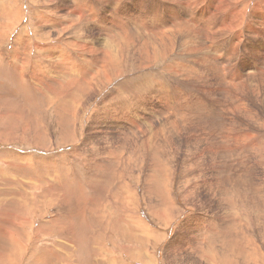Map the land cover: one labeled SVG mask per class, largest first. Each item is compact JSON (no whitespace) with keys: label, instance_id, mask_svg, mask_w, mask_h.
<instances>
[{"label":"rangeland","instance_id":"rangeland-1","mask_svg":"<svg viewBox=\"0 0 264 264\" xmlns=\"http://www.w3.org/2000/svg\"><path fill=\"white\" fill-rule=\"evenodd\" d=\"M55 3L57 2L50 3L48 0H0V9L7 6L5 12L9 11L10 17L8 19V16H6L7 18L0 16V36H2L0 39V73L3 75V77L0 75V79H2L0 80V111H2L0 112V173L3 177L5 176L3 178L0 174V178L5 183L6 180L7 183H10L6 175L11 176L12 187L15 189V193L19 198L18 202L23 203L18 205L17 209L14 210L16 207L11 202L14 201L11 195L13 191L12 193L7 191L9 184L6 186L4 182H0L3 185H0V193L3 192L5 187V191H7L6 194H0V203H2L0 204V264H8V262L9 264H66L62 260L63 258L59 257L55 252L61 254L64 252L69 253L67 264H144V262L145 264H197L192 261L183 262L180 256L182 250H179L183 248V251L186 252H183L185 254L184 259H186L185 256H191L195 259V254L203 257V255L197 252L194 243L196 239L199 240L201 237L203 241L207 242V245L202 244L203 249L206 246L211 252L216 249L214 255L221 259V263L219 264H246L248 262L249 264H264V89H261L258 94H254L251 91H247L246 88V91H244V88L241 86H239V89L235 87L234 99L230 102L231 104L229 103L227 105L224 114L219 110L220 101L217 104V99L206 96L207 102L205 105L209 113H211V115H208L209 117L204 115L203 108L197 103L198 114L195 117V119L197 118L196 120L192 116L182 118L177 115L178 118L183 119L185 122H190L188 123L190 125L189 128L183 126L181 119L180 123H178L170 117L169 120L158 118L156 124L151 126L148 120H144L141 117L139 119L136 118V121L147 122L146 125L149 131L145 137H140L141 140L138 138L136 144H134L133 136H131V132L129 134V130L121 122L122 117L117 111L116 106L119 104L127 105L126 107L130 109L128 101L141 100L146 103L148 98L155 96L156 91L160 94V89L155 87L150 72L153 71L155 73L154 77L158 76L157 79L162 81L163 84L165 83L163 86L166 87V83L171 80L167 79L165 82V68L171 64L169 61H175V59L172 56L168 57L165 55L160 58H164V61L158 62L164 65H161L159 68L152 66L150 67L152 70L145 74L144 68L139 69L135 66L134 63L138 61H136L138 58L134 54L129 55V52H124L123 55H118L117 53L114 55L113 51L115 48L112 47L111 68L104 67L100 61V57L98 59L100 63L92 59L90 62L84 61L81 64L77 63L80 66L71 67L70 69L73 68L72 70L75 72H70L66 78L60 77L61 72L57 76H54L53 74L57 66L53 67V65L58 59L39 60L40 64L38 63L37 65L38 55L36 53L38 52L35 45H37L38 39H40L39 43L40 41L47 40L59 44L67 36L66 33L62 32L60 37L56 35L57 33H52L49 37H44V30L39 29L36 17L37 13L42 8L43 11H46L49 6ZM8 6L10 10H7ZM17 8L19 11H23L25 16L20 15L21 11L17 12ZM2 10L4 11V8ZM4 17L6 20L8 19V23L4 20ZM1 24L6 25L3 27ZM23 27L25 28L24 31L21 30ZM17 36L18 38L21 36L19 38L20 40ZM99 37L103 36L97 35L95 37L96 39L94 38L95 40L91 39L92 42L96 45L104 47L106 45L108 48H111L107 45L105 39ZM15 39L17 40L14 41ZM25 39H27V42L24 44ZM13 45L17 47L19 45L18 49L14 48ZM21 49L25 50V52L23 51L24 54L21 53L22 51L19 52ZM27 49H31V52ZM16 52L19 55H15ZM3 56L6 60L3 59ZM9 57L10 59L13 57V61H10ZM28 57L31 58L30 61L27 60ZM2 59L3 61L5 60L4 63ZM20 59L25 61V63L21 64ZM19 61L20 64L18 65ZM13 62H16L17 65ZM12 63L13 65L11 66ZM34 63L39 67L42 66L41 68L43 69L45 68L50 73L48 74L50 78H47V76L44 78L46 71H44L45 73H41V76H39L38 72L33 71L32 67H34ZM206 63L204 65L202 63V65L205 67L209 65V69H215L214 64L216 63H212L211 61H207ZM117 64L119 65L120 72H123V75L115 78V74L118 71L116 69ZM8 67L12 69H8ZM15 67H17V70H15ZM104 68L107 69L105 70ZM179 68L180 72L178 74L173 77L169 76V78L177 79L178 91L171 89L167 91L166 95L171 98H176L177 104L175 105L187 107L191 102L196 101L192 96L188 97L187 91L182 92V90L187 88L185 86L186 84H194L193 80H195L196 74L192 75L190 80L186 69L183 67ZM223 68L227 74L226 65ZM8 70H12L13 73L11 71L9 73ZM23 71H25V74ZM105 71H107V74ZM99 73L101 76L98 75ZM184 73L190 81H184ZM23 75H26V77ZM37 76L43 77L44 81H41ZM27 77L28 79H26ZM72 79L75 80L73 81ZM28 80H31V82ZM196 80H202L203 82V78ZM57 81H62L63 84ZM140 81H142V84ZM95 82L97 84L93 86L92 84ZM31 83H33L32 86ZM41 83L45 84L41 85ZM123 84H125L124 87ZM138 84L141 85L137 86ZM117 85L120 87L118 88ZM125 87L127 89L130 88L131 92L127 91ZM17 88L19 89L15 90ZM78 89H83L84 91L75 98L79 91ZM116 90H118L117 93ZM244 92H250V94ZM57 93L61 95L57 96ZM113 97L115 98L114 100ZM53 98L55 102L49 104L48 101L54 100ZM219 98L223 100L222 96ZM250 98H253V101ZM33 99L40 100H38L39 108L38 106L32 107L30 101ZM69 99H79L78 102H76L77 100L75 101V108H73V110L75 109V113L78 112L75 115V121L71 117L70 122L67 125H63L62 119L59 115H56L58 113L55 109L60 101ZM3 100L5 101L2 102ZM91 100L94 101L92 102ZM23 104L26 106L24 109L25 117L20 116V105ZM102 104L103 106L101 107ZM37 117L45 120L46 124L48 123V134L51 136V143L41 142L38 148L33 142H28L27 140L22 141V137H20V129L22 127H25L27 134L32 135L35 132V124L32 122V119ZM43 120L40 121L41 124H44ZM94 121L97 123L94 124ZM98 122L101 123L99 124ZM241 126L247 131L245 135L239 137L237 143L228 140V145L231 144L229 146L225 145L227 144L225 142L218 144L219 142L215 138V131L219 133L224 127H227L235 132L234 134H238ZM252 126L254 127L252 128ZM2 131L4 133H1ZM94 133L95 136L93 135ZM209 136L211 137L210 140L214 139L215 145L207 142ZM148 137L149 139L143 142ZM203 137H206V139H203ZM91 139L95 142L90 143ZM240 149L241 151H239ZM203 151H206V153ZM259 152H262V154ZM15 154H28L35 158L47 156L57 164L45 166L42 162L39 165L37 163H29L32 167L28 168L26 173H24V169L18 170L16 167L10 171L9 158H12ZM71 156L76 158L73 160ZM13 159L16 163L17 159ZM42 173L50 174L47 178ZM26 174H30L31 180L35 178L34 181H31L34 187L32 186L28 190V193L22 197L19 187L23 181H28V178H25L27 176ZM42 177L45 178L42 179ZM82 179L85 181L81 182ZM41 181L43 184L40 183ZM48 191H53L55 197L51 198L50 195L52 194L47 193ZM81 192L84 194H81ZM90 196L92 199H90ZM7 197L11 198L7 199ZM34 197H36L35 201H40L37 203L38 205H31L30 201ZM42 199L45 200V203L41 202ZM87 200L91 206L87 204ZM96 201L97 203L99 202L98 205ZM112 204L115 205L112 206ZM169 205L170 207H168ZM99 206L101 209L98 208ZM119 207L123 214L126 213V216L130 214L129 217H132L128 221V223H133L132 229L128 224H124L123 219L119 215L115 218V215L119 213ZM79 209L83 212L77 216ZM99 209H103L104 211L102 210L100 212ZM110 211L111 213L114 211L112 213L113 217L109 213ZM103 212L105 213L102 214ZM95 213L98 214L95 215ZM12 215H14L13 218L19 217L15 218L17 222L12 219ZM200 217L204 218L203 225L200 224V222L203 223ZM53 218L57 220L47 223L48 226L42 225ZM205 218L209 220L207 219V221ZM21 219H23V224H20L18 229L13 223L16 225L19 224ZM77 219H83L78 226L75 225V222L78 221ZM144 220L148 224V227L147 225H143ZM196 225L199 228H195ZM200 225L203 226V229ZM40 226H43L42 230ZM77 229L80 231V235L77 234ZM14 230L18 231L21 235V237L18 236L19 239H22L19 240V243L13 240L14 237H9L12 232L14 233ZM38 232H41L40 234L43 235L42 238L39 237ZM193 237H196V239L194 240ZM149 241L150 243H148ZM141 242H143L142 245ZM142 246V251H139ZM178 252L179 259L174 256ZM251 257H255V261H251ZM197 259L198 264H206V261L203 262L199 257Z\"/></svg>","mask_w":264,"mask_h":264},{"label":"bare ground","instance_id":"bare-ground-1","mask_svg":"<svg viewBox=\"0 0 264 264\" xmlns=\"http://www.w3.org/2000/svg\"><path fill=\"white\" fill-rule=\"evenodd\" d=\"M16 1V0H15ZM19 1V0H18ZM21 1V0H20ZM57 3L53 4L52 6H49L46 11L40 10L36 17L38 20V26L39 29L44 30V37H49L52 33H57L58 37L63 33H66L67 36L63 39V41H60L61 43H55L50 41H40L38 39V43L36 46V50L38 53H36L38 63L40 64L39 60L44 59H53L57 58L58 60L55 62L53 67L57 66L54 71V76H57L60 72V77L66 78L70 72H75L74 70L70 69L71 67L75 66L78 67L77 63L82 62H90V60H95L99 62V58L101 57V63L104 67L111 68L112 67V57L111 52L112 49L115 48L116 52L113 51L114 55L117 53L118 55H123L124 52H129L130 54H134L138 59H136L135 66L139 69L144 68L145 74H147L150 70H152V66L159 68L161 65L158 62L164 61L162 58L163 56L167 55L168 57H173L175 61H169L171 64L167 65L165 68V82L167 79L171 80L166 83V87H164L162 81H160L158 76H155V73L153 71L150 72V75L153 78V82L155 84L156 88L160 89V94L158 91L154 94L155 96H152L147 99V102L145 101H133L129 102L130 109L124 105H118L116 106L117 111L120 113L122 119L121 122L125 124L126 128L129 130V134L131 132V136H133L134 144H136L138 138L141 140L140 137H145L146 134H148L149 128L146 125L145 122H139L136 121V118H142L148 120L151 126L155 125L157 122V119H167L173 118V121H176L180 123L182 120L183 126L185 128H189L190 125H188V122H185L183 119L178 118L179 117H190L192 116L194 119L198 114V110L196 105L198 104L203 108L204 115L209 117L208 115L209 110L207 106L205 105L206 96H209L210 98L217 99L220 101L219 110L222 114L226 112L227 105L234 99V88H238L239 86L244 88V91H251L252 93H259L261 89H264V0H48V2H54ZM38 2V1H37ZM5 6V4H3ZM43 5V2H42ZM46 6V7H47ZM7 6L3 7L4 11L0 9V16H8L9 17V11L5 12ZM9 9V6L7 10ZM18 9V8H17ZM10 10V9H9ZM21 11V10H20ZM19 9L17 12H20ZM20 15L25 16V13L21 11ZM4 17V18H5ZM17 17V16H16ZM7 18V17H6ZM6 18L4 20H6ZM21 18V17H20ZM7 19V20H8ZM22 19V18H21ZM6 20V21H7ZM15 20H17L15 18ZM17 22V21H16ZM2 23V22H1ZM5 23V22H4ZM8 23V21H7ZM20 23V22H19ZM10 24V23H9ZM16 24V23H15ZM23 24V23H22ZM3 25V24H1ZM6 25V24H5ZM3 25V27L5 26ZM13 26V25H12ZM22 26V25H21ZM2 27V26H1ZM7 27V26H6ZM24 28V27H23ZM21 30H25L24 29ZM4 29V28H3ZM2 29V31H3ZM7 30V29H6ZM10 30V29H9ZM33 30V29H32ZM20 32V31H19ZM26 32V31H25ZM39 32V31H38ZM5 33V32H4ZM28 33V32H27ZM34 33V32H33ZM40 33V32H39ZM38 33V35H40ZM21 34V33H20ZM8 35V34H7ZM22 35V34H21ZM27 35V34H26ZM25 35V36H26ZM80 35V36H77ZM103 36L99 38H103L107 41V45L111 48H108L106 45H96L92 42L91 39H94L96 36ZM65 36V35H64ZM2 36H0L1 39ZM4 37V36H3ZM21 37V36H20ZM19 37V38H20ZM43 37V38H44ZM18 38V36H17ZM18 38V39H19ZM27 38V37H26ZM30 39V38H29ZM96 39V38H95ZM94 39V40H95ZM98 39V38H97ZM15 39L14 41H16ZM20 40V39H19ZM49 40V39H48ZM32 41V40H31ZM98 42V40H96ZM20 42V41H19ZM23 42V41H22ZM27 42V39L24 40V44ZM34 42V41H33ZM102 42V40H101ZM100 42V43H101ZM105 42V41H104ZM18 43V42H17ZM22 44V43H21ZM14 46V45H13ZM16 46V45H15ZM14 48L18 49L16 46ZM23 46V44H22ZM113 47V48H112ZM13 48V50H14ZM26 48V47H25ZM33 48V47H32ZM15 49V51H16ZM4 50V49H3ZM29 50V49H27ZM26 50V51H27ZM31 50V49H30ZM29 50V51H30ZM33 50V49H32ZM22 51V52H21ZM25 50H19V52L23 53ZM28 51V52H29ZM11 52H13L11 50ZM31 52V51H30ZM29 52V53H30ZM47 54H46V53ZM17 53V52H16ZM15 55H19L17 53ZM46 55H44V54ZM112 53V55H113ZM9 55V53H7ZM12 54V53H11ZM116 54V55H117ZM1 55V53H0ZM3 55V54H2ZM14 55V54H13ZM27 55V54H26ZM25 55V56H26ZM30 55V54H29ZM113 55V56H114ZM11 56V55H10ZM22 56V55H21ZM1 57V56H0ZM27 57V56H26ZM87 57V58H85ZM127 57V55H126ZM131 57V56H129ZM8 58V57H7ZM13 58V57H12ZM11 58V59H12ZM17 58V57H14ZM20 58V56H19ZM18 58V60H19ZM23 59V57H21ZM120 58V57H119ZM132 58V57H131ZM3 59L5 57L3 56ZM2 59V61H3ZM9 57L10 61L11 60ZM115 59V57H114ZM6 60V59H5ZM3 61V63L5 62ZM17 61L16 59H14ZM28 61L31 60L30 57L27 58ZM54 60V59H53ZM52 60V61H53ZM135 60V59H134ZM169 60V59H168ZM8 61V62H10ZM21 64H24L25 61L21 60ZM20 61L18 65L20 64ZM37 61V60H36ZM132 61V60H131ZM211 61L214 64L215 69H209V65L203 66L206 62ZM18 62V61H17ZM48 62V61H47ZM111 62V63H110ZM123 62V61H122ZM218 62V63H217ZM16 63V62H13ZM11 64V66L13 65ZM27 63V62H26ZM100 63V62H99ZM197 63V64H196ZM203 63V65H202ZM46 64V63H45ZM89 64V63H87ZM99 64V65H102ZM196 64V65H194ZM207 64V63H206ZM209 64V63H208ZM5 65V64H4ZM17 65V63L15 64ZM34 67L33 71L38 72L39 76H41V73H45V68H41L37 66L35 63L33 64ZM93 65V64H90ZM133 65V64H132ZM211 65V64H210ZM226 65L227 74L224 70V66ZM259 65V66H258ZM10 66V67H11ZM83 66V64H82ZM94 66V65H93ZM102 66V67H103ZM131 66V65H130ZM46 67V66H45ZM99 67V66H98ZM126 67V66H125ZM179 67H183L186 69V73L188 74L189 78L196 74L195 80H193V83L186 84L183 91L188 92V97H191L196 102H191L190 105L187 107H182L180 105H175L176 98L174 97H168L166 95L168 90L173 89L174 91H178L179 86H177V79L169 78L173 77L174 75L178 74ZM16 68V69H15ZM14 69L17 70V67ZM20 68V66H19ZM101 68V67H99ZM106 68V69H107ZM6 69V68H5ZM8 69H12L9 68ZM76 69V68H75ZM91 69V68H90ZM105 69V68H104ZM105 69V70H106ZM118 71L115 74V78L120 77L123 75V72H120L119 65L117 64ZM126 69V68H125ZM131 69V68H130ZM3 70V69H1ZM14 70V71H15ZM21 70V69H20ZM50 70V69H49ZM82 70V69H81ZM92 70V69H91ZM101 70V69H100ZM199 70V71H198ZM4 71V70H3ZM2 71V72H3ZM9 73H13L12 70H8ZM7 71V72H8ZM79 71V70H78ZM96 71V70H95ZM115 71V70H114ZM183 72V70H181ZM19 72V69H18ZM21 72V71H20ZM25 74V71H23ZM77 72V71H76ZM80 72V71H79ZM85 72V71H84ZM87 72V70H86ZM91 72V71H90ZM92 75V73H90ZM93 72V71H92ZM107 74V71H105ZM127 72V71H125ZM129 72V71H128ZM30 73V72H29ZM163 73V72H160ZM19 74V73H18ZM23 74V73H22ZM33 74V73H32ZM49 72L46 71L45 76L48 77ZM125 74V73H124ZM0 75L3 77L2 73ZM10 75V74H9ZM15 75V74H14ZM21 75V73H20ZM28 75V72H27ZM73 75V74H72ZM88 75V74H87ZM100 75V73L98 74ZM109 75V74H108ZM138 75V74H137ZM13 76V75H12ZM24 76V75H23ZM41 81H44L43 77H39ZM96 76V75H95ZM101 76V75H100ZM107 76V75H106ZM110 76V75H109ZM127 76V75H126ZM181 76V75H180ZM1 77V78H2ZM5 77V75H4ZM21 77V76H20ZM26 77V75L24 76ZM34 77V76H33ZM74 77V76H72ZM91 77V76H90ZM97 77V76H96ZM133 77V76H132ZM56 78V77H55ZM78 78V77H77ZM75 78V79H77ZM82 78V77H80ZM93 78V77H91ZM109 78V77H108ZM124 78V77H123ZM128 78V76H127ZM200 78H203L202 80H199ZM18 79V78H17ZM28 79V77L26 78ZM33 79V78H32ZM54 79V78H53ZM57 79V78H56ZM62 79V78H61ZM70 79V78H69ZM68 79V80H69ZM75 79H72L73 81ZM97 79V78H96ZM102 79V78H101ZM104 79V78H103ZM198 79L199 81H197ZM2 80V79H0ZM5 80V79H4ZM16 80V79H15ZM35 80V79H34ZM60 80V79H59ZM63 80V79H62ZM78 80V79H77ZM86 80V79H85ZM88 80V78H87ZM105 80V79H104ZM113 80H115L113 78ZM122 80V79H121ZM128 80V79H127ZM191 80V78H190ZM187 77V75L184 73V81L188 82L190 81ZM9 81V80H8ZM17 81V80H16ZM31 82V80H28ZM27 81V82H28ZM49 81V80H48ZM53 81V80H50ZM66 81V80H65ZM137 81V80H136ZM135 81V82H136ZM147 81V79H146ZM5 82V81H4ZM10 82V81H9ZM25 82V81H24ZM34 82V81H33ZM62 82V81H57ZM79 82V81H78ZM107 82V81H106ZM118 82V81H117ZM128 82V81H127ZM142 81H140L141 83ZM1 83V82H0ZM39 83V82H38ZM67 83V82H66ZM71 83V81H70ZM100 83V82H99ZM109 83V82H108ZM124 83V82H123ZM146 83V82H145ZM20 84L23 86V84L20 82ZM30 84V83H29ZM37 84V83H36ZM45 84V83H41ZM49 84V83H47ZM63 84V82H62ZM78 84V83H77ZM97 82L93 83V86H96ZM115 84V83H114ZM118 84V83H116ZM122 84V82H121ZM134 84V83H133ZM142 84V83H141ZM138 84L137 86L141 85ZM19 85V84H18ZM33 83H31V86ZM83 85V84H82ZM125 84H123L124 87ZM128 85V84H127ZM25 86V85H24ZM28 86V84H27ZM25 86V87H27ZM37 86V85H36ZM40 87V85L38 84ZM37 86V87H38ZM49 86V85H48ZM52 86V85H51ZM63 86V85H62ZM79 86H81L79 84ZM113 86V85H112ZM111 86V89H112ZM192 86V87H191ZM24 87V88H25ZM36 87V88H37ZM82 87V86H81ZM80 87V88H81ZM119 88L120 86L117 85ZM136 88V86H134ZM133 87V88H134ZM240 87V88H241ZM15 88V87H14ZM21 88V87H20ZM52 88V87H51ZM70 88V87H69ZM79 88V89H80ZM126 88V87H125ZM134 88V89H135ZM246 88V90H245ZM2 89V88H1ZM19 88L15 89L18 90ZM22 89V88H21ZM78 89V90H79ZM116 89V88H115ZM127 89V88H126ZM138 89V88H137ZM113 90V89H112ZM123 90V88H122ZM155 90V89H154ZM181 90V87H180ZM242 90V89H241ZM3 91V90H2ZM13 91V90H12ZM43 91V90H42ZM76 91V90H75ZM83 89L79 90L75 96L77 98ZM118 90H116L117 93ZM127 91H130V88L127 89ZM230 91V93H228ZM5 92V91H4ZM10 92V91H9ZM14 92V91H13ZM36 92V91H35ZM122 92V91H121ZM15 93V92H14ZM26 93V92H25ZM124 93V92H123ZM249 93L250 92H244ZM3 94V93H2ZM22 94V92H21ZM52 94V93H51ZM50 94V96H51ZM108 94V92H107ZM9 95V94H8ZM20 95V94H19ZM25 95V94H24ZM33 95V94H32ZM44 95V94H43ZM61 95L60 93H57V96ZM99 95V94H98ZM109 95V94H108ZM126 95V94H125ZM1 96V95H0ZM35 96V95H34ZM42 96V95H41ZM56 96V94H55ZM114 96V95H112ZM129 96V95H128ZM133 96V95H131ZM222 96L223 100H221L219 97ZM242 96V95H241ZM247 96V95H245ZM249 96V95H248ZM10 97V96H9ZM48 97V96H47ZM63 97V96H62ZM74 97V96H73ZM119 97V96H118ZM4 98V97H3ZM91 98V97H90ZM145 98V97H144ZM262 98V97H261ZM2 99V98H1ZM28 99V97H27ZM44 99V98H43ZM54 99V98H53ZM106 99V98H105ZM115 98L113 97V100ZM251 99V98H250ZM253 99V98H252ZM251 99V100H252ZM39 100V99H38ZM38 100H31L30 103L32 104V107L39 108ZM46 100V99H45ZM77 100V99H76ZM75 99H69V100H63L60 101L58 106L56 107L55 111L58 113L62 119L63 125H67L68 122H70V118L72 117L73 121H75V109L73 110L75 105ZM79 100V99H78ZM78 100L76 102H78ZM108 100V99H107ZM105 100V101H107ZM112 100V99H111ZM123 100V99H122ZM143 100V99H142ZM255 100V99H254ZM3 100L2 102H4ZM40 101V100H39ZM92 101V100H91ZM90 101V102H91ZM94 101V100H93ZM92 101V102H93ZM104 101V102H105ZM110 101V100H108ZM107 101V102H108ZM116 101V100H115ZM126 101V100H125ZM184 101V100H183ZM213 101V100H212ZM253 101V100H252ZM16 102V101H15ZM13 102V103H15ZM43 102V101H42ZM45 102V101H44ZM49 104L55 102L54 100H49ZM58 102V100H57ZM121 102V101H120ZM127 102V103H128ZM216 102V101H215ZM7 103V102H5ZM12 103V104H13ZM113 103V101H112ZM126 103V102H125ZM124 103V104H125ZM195 103V104H194ZM197 103V104H196ZM257 103V102H256ZM16 104V103H15ZM21 104V103H20ZM43 104V103H42ZM47 104V103H46ZM55 104V103H54ZM105 105V103H103ZM101 105V107L103 106ZM108 104V103H107ZM189 104V103H188ZM231 104V103H230ZM45 105V104H44ZM116 105V104H115ZM242 105V104H241ZM244 105V104H243ZM41 106V105H40ZM48 106V105H47ZM111 106V105H110ZM1 107V106H0ZM3 107V106H2ZM21 107V117H25L24 109L26 108L25 104L20 105ZM49 107V106H48ZM53 107V106H52ZM87 107V106H86ZM100 107V108H101ZM115 107V106H114ZM99 108V109H100ZM107 108V107H106ZM110 108V107H108ZM4 109V108H1ZM77 109V108H76ZM84 109V108H83ZM104 109V108H102ZM232 109V107H230ZM236 109V108H235ZM243 110V109H242ZM42 111V110H41ZM47 111V109H46ZM101 111V110H100ZM110 111V110H108ZM2 112V111H0ZM39 112V111H38ZM49 112V111H48ZM52 112V111H51ZM50 112V113H51ZM103 112V110H102ZM111 112V111H110ZM254 112V111H253ZM18 113V112H17ZM37 113V112H36ZM44 113V112H43ZM229 113V112H228ZM236 113V112H235ZM112 114V113H111ZM241 114V113H240ZM263 114V113H262ZM38 115V113H37ZM44 115V114H43ZM114 115V114H113ZM119 115V117H120ZM213 115V114H212ZM243 115V114H241ZM246 115V114H245ZM253 115V114H252ZM251 115V116H252ZM82 116V115H81ZM91 116V115H90ZM104 116V115H102ZM135 116V117H133ZM244 116V115H243ZM242 116V117H243ZM255 116V115H254ZM31 117V116H30ZM80 117V116H79ZM92 117V116H91ZM11 118V117H10ZM93 118V117H92ZM95 118V116H94ZM104 118V117H103ZM176 118V119H175ZM226 118V117H225ZM241 118V117H240ZM244 118V117H243ZM259 118V116H258ZM175 119V120H174ZM181 119V120H180ZM197 119V118H196ZM195 119V120H196ZM16 120V119H15ZM40 117L33 118L32 122L35 124V132L31 134H27V131L25 127H22L20 129V137H22V141L27 140L28 142H33V144L38 148L39 143L41 142H50L51 136L48 134V128L46 121L43 120V123L41 124L40 121H42ZM80 120V119H79ZM96 120V119H94ZM225 120V119H224ZM254 120V119H253ZM19 121V120H18ZM49 121V120H48ZM58 122V120H56ZM55 121V122H56ZM60 121V120H59ZM81 121V120H80ZM97 121V120H96ZM141 121V120H140ZM226 121V120H225ZM258 121V120H257ZM264 121V120H263ZM92 122V121H90ZM95 122V121H94ZM105 122V121H103ZM102 122V123H103ZM247 122V121H246ZM51 123V121H50ZM49 123V124H50ZM81 123V122H80ZM79 123V125H80ZM95 122L94 124H96ZM99 123V122H98ZM101 123V122H100ZM99 123V124H100ZM171 123V121H170ZM195 123V122H194ZM229 123V122H228ZM235 123V122H233ZM240 123V122H239ZM254 123V122H253ZM256 123V122H255ZM61 124V123H60ZM59 124V125H60ZM93 124V125H94ZM110 124V123H109ZM236 124V123H235ZM247 124V123H245ZM62 125V124H61ZM78 125V127H79ZM106 125V124H105ZM224 125V124H223ZM228 125V124H227ZM243 125V124H242ZM253 125V124H252ZM100 126V125H98ZM124 126V125H123ZM213 126V125H212ZM260 126V125H258ZM62 127V126H60ZM59 127V128H60ZM65 127V126H64ZM77 127V128H78ZM89 127V126H88ZM108 127V126H107ZM111 128V126H109ZM214 127V126H213ZM244 127V126H243ZM254 126H252L253 128ZM221 128V127H220ZM65 129V128H64ZM91 129V127H90ZM96 129V128H95ZM109 129V128H108ZM119 129V128H118ZM123 129V128H121ZM248 129V128H247ZM255 129V128H254ZM94 131V130H93ZM102 131V129H101ZM114 131V130H113ZM116 131V130H115ZM127 131V130H126ZM166 131V130H165ZM164 131V132H165ZM246 129L240 128L238 134H234L235 132L231 131L229 128L224 127V129L218 133V131H215L216 133V141H218V144H222V142H225L223 144L228 145V140H232V142L238 141L239 137L246 134ZM90 132V131H89ZM118 132V131H117ZM139 132V133H138ZM167 132V131H166ZM1 133H4L2 131ZM93 133V132H92ZM103 133V132H102ZM121 133V131H119ZM201 133V132H200ZM85 134V133H84ZM88 134V133H87ZM107 134V133H105ZM175 134V133H174ZM249 134V133H248ZM95 136V133L93 134ZM98 135V134H97ZM210 135V134H209ZM219 135V136H218ZM252 135V134H251ZM111 136V135H110ZM192 136V135H191ZM198 136V135H197ZM208 136V135H207ZM250 136V135H249ZM85 137V136H84ZM87 138V137H86ZM93 138V137H92ZM210 136L207 142H211L214 145L216 144L214 142V139L210 140ZM221 138V139H220ZM249 138V137H248ZM148 138H145L143 142H145ZM203 139H206V137H203ZM202 140V139H201ZM227 140V141H226ZM241 140V139H240ZM245 140V139H243ZM90 141V140H89ZM102 141V140H101ZM100 141V142H101ZM206 141V140H205ZM204 141V142H205ZM255 141V140H254ZM95 141L91 139L90 143H94ZM139 142V141H138ZM152 142V141H151ZM51 143V142H50ZM65 143V142H64ZM82 143V142H81ZM104 143V142H103ZM242 143V142H241ZM67 144V143H66ZM98 144V143H97ZM149 144V143H147ZM234 145V143H232ZM96 145V144H95ZM152 145V144H151ZM155 145V144H154ZM224 145V146H225ZM101 146V145H100ZM150 146V145H149ZM104 147V146H103ZM218 147V146H217ZM216 147V148H217ZM258 147V146H257ZM263 147V146H262ZM101 148V147H100ZM235 148V147H234ZM241 148V147H240ZM260 148V147H259ZM47 149V148H46ZM227 149V148H226ZM238 149V148H237ZM109 150V149H108ZM231 150V149H230ZM263 150V149H262ZM235 151V150H234ZM241 151V149L239 150ZM258 151V150H257ZM256 151V152H257ZM261 151V150H260ZM145 152V151H144ZM202 152V150H201ZM204 152V151H203ZM209 152V151H207ZM227 152V151H225ZM250 152V149H249ZM103 153V152H102ZM105 153V152H104ZM206 153V151L204 152ZM237 153V151H236ZM247 153V152H246ZM255 153V152H254ZM262 154V152H259ZM242 154V153H241ZM244 154V153H243ZM264 154V153H263ZM99 155V154H98ZM202 155V154H201ZM59 156V155H58ZM101 156V155H100ZM99 156V157H100ZM236 156V155H235ZM244 156V155H242ZM260 156V155H259ZM263 156V155H262ZM261 156V157H262ZM57 157V156H56ZM73 157V156H71ZM106 157V156H105ZM213 157V156H212ZM237 157V156H236ZM247 157V156H246ZM251 157V156H250ZM258 157V156H257ZM13 158L17 159V162L15 163V160ZM76 157H73V160ZM97 158V157H96ZM113 158V157H112ZM63 159V157H62ZM68 159V157H67ZM72 159V158H71ZM99 159V158H98ZM103 159V158H102ZM248 159V158H247ZM255 159V158H254ZM261 160V158H259ZM65 160V159H63ZM76 160V159H75ZM92 160V159H91ZM31 161V162H30ZM66 161V160H65ZM70 161V160H68ZM100 161H102L100 159ZM243 161V160H242ZM250 161V160H249ZM11 170H14L13 168L16 167L18 170L24 169V173L28 171V168L32 167L29 163H37V165L45 164L47 165H56L57 163L55 161H52L49 157L44 156L42 158L33 157L28 154H15L12 158H9ZM40 162V163H39ZM64 162V161H63ZM67 162V161H66ZM76 162V161H75ZM93 162V161H92ZM96 162V160H95ZM8 163V162H7ZM233 163V162H232ZM239 163V162H238ZM243 163V162H242ZM248 163V162H247ZM4 164V163H3ZM69 164V163H68ZM75 164V163H73ZM6 165V164H5ZM17 165V166H16ZM36 165V164H35ZM34 165V166H35ZM66 165V164H65ZM242 165V164H241ZM19 166V167H18ZM44 166V165H43ZM76 166V165H75ZM247 166V165H246ZM39 167V166H38ZM42 167V166H41ZM45 168V167H44ZM248 168V167H247ZM69 169V168H68ZM239 169V168H238ZM108 170V169H107ZM237 170V169H236ZM4 171V170H3ZM253 171V170H252ZM155 172V171H154ZM36 173V172H35ZM69 173V172H68ZM1 174V173H0ZM6 175V173H4ZM3 174V175H4ZM20 174V172H19ZM45 176H49L50 173H42ZM158 174V173H157ZM27 176L25 178H28V181H23L21 186L19 187L20 194L23 197L28 193V190L32 188L34 185L31 181L30 174H26ZM16 176V175H15ZM1 177L2 174H1ZM8 181L10 183L4 182V184L7 186V191H10L13 194L12 198L14 201H11L13 205L16 207L14 210L17 209L18 205H21L23 203L18 202L19 198L17 197L15 193V189L12 187L11 183V176H7ZM56 177V176H55ZM153 177V176H152ZM160 177V176H159ZM5 178V176L3 177ZM24 178V176H23ZM22 178V179H23ZM45 178V177H44ZM42 177V179H44ZM51 178V177H50ZM82 178V177H81ZM88 178V177H87ZM79 179V177H78ZM5 180V179H4ZM40 180V179H39ZM57 180V179H56ZM60 180V179H59ZM14 181V180H13ZM51 181V180H50ZM48 181V182H50ZM79 181V180H78ZM85 180L82 179L81 182ZM109 182V181H108ZM41 184L42 181L40 182ZM39 183V185H40ZM15 184V183H14ZM18 184V183H17ZM38 184V183H37ZM45 184V182H44ZM74 184V183H73ZM77 184V183H76ZM75 184V185H76ZM81 184V183H80ZM261 184V183H259ZM2 185V184H0ZM4 185V186H5ZM52 185V184H51ZM72 185V184H71ZM85 185V183H84ZM3 186V185H2ZM79 186V185H78ZM34 187V186H33ZM39 187V186H38ZM48 187V186H47ZM51 187V186H50ZM81 187V185H80ZM43 188V187H42ZM37 189V188H36ZM39 189V188H38ZM164 189V188H163ZM6 187L3 189V192L0 194H6L7 191ZM155 190V189H154ZM166 190V189H165ZM5 191V192H4ZM34 191V190H33ZM47 193H51L52 197H55L53 195V191H48ZM68 193V192H67ZM162 193V192H161ZM81 194H84L81 192ZM159 195V194H158ZM164 195V194H163ZM82 196V195H81ZM85 197V196H84ZM81 197V198H84ZM11 197H7V199H10ZM28 198V197H27ZM80 198V197H79ZM103 198V197H102ZM36 197L32 199L31 205L37 204L40 201H35ZM89 199V198H88ZM90 199L91 196H90ZM89 199V201H91ZM85 200V199H84ZM45 200L42 199L41 202H44ZM93 201V200H92ZM115 201V200H114ZM187 201V200H186ZM6 202V201H5ZM106 202V201H105ZM45 203V202H44ZM57 203V202H56ZM69 203V202H68ZM82 203V202H81ZM93 203V202H90ZM99 203V202H98ZM97 201L96 204L98 205ZM109 203V202H107ZM2 204V203H0ZM11 204V203H10ZM62 204V203H61ZM65 204V203H64ZM87 204L88 200H87ZM85 204V205H87ZM126 204V203H125ZM164 204V203H162ZM9 205V204H8ZM38 205V204H37ZM66 205V204H65ZM76 205V204H75ZM91 206V204H89ZM100 205V204H99ZM104 205V203H103ZM115 205V204H114ZM112 204V206H114ZM174 205V204H173ZM2 206V205H1ZM74 206V204H73ZM117 206V205H116ZM158 206V205H157ZM164 206V205H163ZM83 207V205H82ZM118 207V206H117ZM152 207V206H151ZM154 207V206H153ZM170 207V205L168 206ZM172 207V204H171ZM79 208V207H78ZM100 208V206L98 207ZM112 208V207H111ZM116 209V207H114ZM97 209V208H96ZM101 209V208H100ZM99 209V210H100ZM104 209V208H103ZM102 209V210H103ZM156 209V208H155ZM100 210V212L102 211ZM110 210V209H109ZM117 210V209H116ZM163 210V209H162ZM35 211V210H34ZM96 211V210H95ZM94 211V212H95ZM104 211V210H103ZM83 211L79 209L78 214H81ZM93 212V214H94ZM106 212V211H105ZM103 212L102 214H104ZM108 212V211H107ZM114 212V211H113ZM112 212V213H113ZM118 212L115 215V218L118 217V215L123 219L124 224H128L130 228L132 229L133 223H128L130 214L126 216V213H122V210H120V207L118 208ZM155 212V211H154ZM153 212V213H154ZM111 216L113 217V214L111 211L109 212ZM8 214V213H7ZM6 214V215H7ZM10 214V213H9ZM98 214V213H97ZM95 213V215H97ZM101 214V215H102ZM164 214V213H163ZM199 214V213H198ZM12 215V219L19 218L14 217ZM64 216V215H63ZM161 216V215H160ZM8 217V216H6ZM75 217V216H74ZM78 218V217H77ZM105 218V217H104ZM198 218V217H196ZM11 219V218H10ZM9 219V220H10ZM100 219V218H99ZM160 219V217H159ZM200 219L203 221L200 222V224H204V218L200 217ZM206 219V218H205ZM208 219V218H207ZM206 219V220H207ZM53 220H57L55 218L50 219L49 222L43 223V226H48L47 223L53 222ZM78 220V219H77ZM209 220V219H208ZM207 220V221H208ZM12 221V220H11ZM13 221V222H14ZM76 221V220H75ZM83 221V219H79L77 222H75V225L78 226ZM12 222V223H13ZM17 222V220L15 221ZM23 219L20 220L19 224H14L16 228L19 229V225L23 224ZM232 222V221H231ZM30 224V223H29ZM142 225L141 223H138ZM207 224V222H206ZM214 224V223H213ZM147 225L146 221L144 220V224ZM200 225L203 229V226ZM29 226V225H28ZM42 226V227H43ZM82 226V225H81ZM207 226V225H206ZM211 226V224H210ZM23 227V226H22ZM41 227V226H40ZM42 227L40 228L42 230ZM144 227V226H143ZM189 227V226H188ZM230 227V226H229ZM21 228V226H20ZM25 228V227H24ZM81 228V227H80ZM145 228V227H144ZM195 228H199L198 225H196ZM15 229V228H14ZM181 229V228H180ZM179 229V230H180ZM13 230V229H12ZM50 230V229H49ZM181 231V230H180ZM4 232V231H3ZM6 232V231H5ZM80 231L77 229V234H79ZM191 232V231H189ZM220 232V231H219ZM7 233V232H6ZM11 233V232H10ZM41 232H38V235L40 238H42L43 235L40 234ZM188 233V232H186ZM192 233V232H191ZM76 234V235H77ZM81 234V233H80ZM79 234V235H80ZM84 234V233H82ZM197 235V233H195ZM202 234V233H201ZM41 235V236H40ZM152 235V234H151ZM150 235V236H151ZM189 235V234H188ZM195 235V236H196ZM204 235V234H203ZM9 236V233H8ZM21 237L20 233L18 231L14 230V233L12 232L9 237H14L13 240L16 241V243H19L18 238ZM84 236V235H83ZM201 236V235H200ZM78 237V235H77ZM180 237V236H179ZM188 237V236H187ZM146 238V237H145ZM157 238V237H156ZM194 240L196 237H193ZM152 239V238H151ZM186 239V238H185ZM184 239V240H185ZM22 240V239H21ZM209 242V241H208ZM147 243V242H146ZM150 243V241L148 242ZM152 243V241H151ZM195 248L197 252H199L203 257H200L195 254L193 259L191 256H185L186 259H184L183 254V248H181L179 251H181L180 256L183 259V262L185 261H192L198 262L196 260L197 257L199 259H202L203 262L206 261V264H219L221 263V259L218 256H215L216 249L211 252L206 246L205 249H203L202 244L207 245L205 241H203L202 237L198 240H195ZM143 242H141V245ZM213 244V243H212ZM150 245V244H149ZM211 245V244H210ZM245 245V244H244ZM144 246V245H143ZM142 248L139 251H142ZM153 246V245H152ZM172 246V245H171ZM250 246V245H249ZM79 247V245H78ZM178 247V246H177ZM188 247V246H187ZM209 247V246H208ZM73 248V247H72ZM82 249V247H80ZM148 248V247H147ZM175 248V247H174ZM243 248V247H242ZM241 248V249H242ZM248 248V247H247ZM23 249V248H22ZM152 249V248H151ZM208 249V250H207ZM212 249V248H211ZM13 250V249H12ZM83 250V249H82ZM186 250V249H185ZM193 250V249H192ZM191 250V251H192ZM244 250V249H243ZM70 251V250H69ZM234 251V250H232ZM13 252V251H12ZM146 252V250H145ZM173 252V251H172ZM59 257H62L63 261L67 264V258L69 256V253L64 252L63 254L55 252ZM79 253V252H78ZM81 253V252H80ZM95 253V252H94ZM147 253H149L147 251ZM146 253V254H147ZM186 253V252H184ZM190 253V252H189ZM233 253V252H232ZM15 254V253H14ZM55 254V255H56ZM141 254V253H140ZM179 252L174 254L176 258L179 259L178 255ZM10 255V254H9ZM167 255V254H166ZM190 255V254H189ZM193 255V254H192ZM251 255V254H250ZM253 255V254H252ZM215 256V257H214ZM2 257V254H1ZM9 257V256H8ZM11 257V256H10ZM71 257V256H70ZM234 257V256H233ZM232 257V258H233ZM6 258V256H5ZM15 258V257H14ZM100 258V255H99ZM4 259V258H3ZM65 259V260H64ZM16 260V259H15ZM58 260V259H57ZM146 260V259H145ZM34 261V260H33ZM177 261V260H176ZM238 261V260H237ZM251 261H255V257H251ZM7 262V261H6ZM14 262V260H13ZM63 262V263H64ZM182 262V261H181ZM201 262V263H203ZM9 264V262H8ZM15 264V263H14ZM145 264V262H144ZM183 264V263H182ZM246 264H249L246 263Z\"/></svg>","mask_w":264,"mask_h":264}]
</instances>
